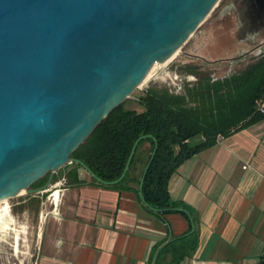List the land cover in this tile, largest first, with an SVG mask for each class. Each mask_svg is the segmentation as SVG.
I'll list each match as a JSON object with an SVG mask.
<instances>
[{"label": "water", "instance_id": "1", "mask_svg": "<svg viewBox=\"0 0 264 264\" xmlns=\"http://www.w3.org/2000/svg\"><path fill=\"white\" fill-rule=\"evenodd\" d=\"M220 1L0 0V202L47 191L55 171L73 161L104 182L72 151L155 63L209 20ZM229 1L234 42L223 38L227 53L212 62L234 60L264 44L255 40L264 29V0ZM156 145L140 179V197ZM129 159L118 179L104 183L119 181ZM45 175L42 185L31 187Z\"/></svg>", "mask_w": 264, "mask_h": 264}, {"label": "crops", "instance_id": "2", "mask_svg": "<svg viewBox=\"0 0 264 264\" xmlns=\"http://www.w3.org/2000/svg\"><path fill=\"white\" fill-rule=\"evenodd\" d=\"M69 168L56 180V212L46 214L34 264H155L164 242L188 230L177 212L164 215L167 230L134 192L98 186L84 168L81 183L67 181ZM168 190L198 231L180 264H255L264 252V119L185 160Z\"/></svg>", "mask_w": 264, "mask_h": 264}, {"label": "trees", "instance_id": "3", "mask_svg": "<svg viewBox=\"0 0 264 264\" xmlns=\"http://www.w3.org/2000/svg\"><path fill=\"white\" fill-rule=\"evenodd\" d=\"M239 59L242 57L234 60ZM200 62L181 66L183 73L195 76L193 82L184 83L178 92L165 86L146 88L137 98L142 111L125 108L121 103L71 153L100 180L111 182L122 174L138 140L119 181L104 183L92 177L91 180L98 186L134 192L143 207L164 222L167 230L166 213L177 212L188 219V230L164 242L157 251L155 264H180L194 253L198 243L191 208L170 196L171 175L192 155L214 145L218 135L228 136L264 119L254 106L256 99L264 98V50L243 67L217 78L202 68L211 62ZM155 141L156 150L144 175L140 197L138 186ZM69 166L66 180L81 183L77 169L83 167L74 161L63 167ZM46 179L47 175L31 187L42 185ZM255 264H264V252Z\"/></svg>", "mask_w": 264, "mask_h": 264}, {"label": "rangeland", "instance_id": "4", "mask_svg": "<svg viewBox=\"0 0 264 264\" xmlns=\"http://www.w3.org/2000/svg\"><path fill=\"white\" fill-rule=\"evenodd\" d=\"M226 1L221 0L218 3L211 12L209 20L181 46L169 61L154 64L141 84L122 102L125 108L142 111L143 107L137 98L148 87L165 86L178 92L183 80L184 73L181 68L183 64L199 63L200 56L205 61H211L214 56L227 53L222 49L228 46L223 38L234 42L229 34L234 29L235 12L227 9ZM220 40L222 42L219 44L210 45L211 41ZM255 40L264 41V29L255 35ZM258 55L259 50L248 53L239 60H218L210 66V71L214 77H222L243 67ZM146 146L147 144L144 145ZM64 172L63 166L55 171L47 191L36 194L22 193L0 202V264H34L46 214L49 216L51 212H56L54 195L61 186V183L56 184V180L63 176Z\"/></svg>", "mask_w": 264, "mask_h": 264}, {"label": "flooded vegetation", "instance_id": "5", "mask_svg": "<svg viewBox=\"0 0 264 264\" xmlns=\"http://www.w3.org/2000/svg\"><path fill=\"white\" fill-rule=\"evenodd\" d=\"M231 2L229 1V0H227L226 2H225V4H226V6H228L229 4H230ZM262 50H264V46H261V48H260V50H259V53L262 51ZM243 57V56H242ZM201 60H204V59H201L200 58V61ZM208 62H211V64H209V65H204L202 68L204 69H207V70H210V66L211 65H213L214 63L212 62V61H208ZM213 63V64H212ZM197 64H202V62H199V63H197ZM211 75H212V71H211ZM217 78V77H216ZM196 78H195V76L193 75V74H189V73H184L183 74V80H182V84H181V87H180V90L182 89V87H183V85H184V83H186V82H193L194 80H195ZM179 90V91H180Z\"/></svg>", "mask_w": 264, "mask_h": 264}, {"label": "built area", "instance_id": "6", "mask_svg": "<svg viewBox=\"0 0 264 264\" xmlns=\"http://www.w3.org/2000/svg\"><path fill=\"white\" fill-rule=\"evenodd\" d=\"M255 111L264 115V98H258L255 101ZM217 138H221V135H218Z\"/></svg>", "mask_w": 264, "mask_h": 264}, {"label": "bare ground", "instance_id": "7", "mask_svg": "<svg viewBox=\"0 0 264 264\" xmlns=\"http://www.w3.org/2000/svg\"><path fill=\"white\" fill-rule=\"evenodd\" d=\"M176 52H177V51H176ZM176 52H175V53H176ZM175 53H173V54H172L168 59H166L163 63L169 61V60L173 57V55H174ZM153 66H154V65H153ZM152 68H153V67H152ZM150 71H151V70H150ZM149 73H150V72H149ZM149 73H148V74H149ZM148 74H147V75H148ZM144 79H145V78H144ZM57 197H58V193L55 194V202L57 201Z\"/></svg>", "mask_w": 264, "mask_h": 264}]
</instances>
